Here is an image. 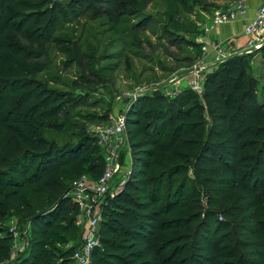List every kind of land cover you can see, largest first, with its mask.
<instances>
[{
	"label": "trees",
	"instance_id": "obj_1",
	"mask_svg": "<svg viewBox=\"0 0 264 264\" xmlns=\"http://www.w3.org/2000/svg\"><path fill=\"white\" fill-rule=\"evenodd\" d=\"M112 1L0 0V202L33 226L29 250L11 260L15 238L0 225V264L74 262L82 229L71 185L99 180L106 159L94 135L65 145L45 138L54 118L87 97L34 77L45 70L40 48L69 13L104 14ZM126 128L132 167L102 206L91 264H264V99L244 57L209 72L202 96H140ZM35 194L47 196L45 209ZM58 233L80 243L50 263L46 247Z\"/></svg>",
	"mask_w": 264,
	"mask_h": 264
},
{
	"label": "rangeland",
	"instance_id": "obj_2",
	"mask_svg": "<svg viewBox=\"0 0 264 264\" xmlns=\"http://www.w3.org/2000/svg\"><path fill=\"white\" fill-rule=\"evenodd\" d=\"M238 1L113 0L104 14L86 8L69 13L59 25L54 41L40 48V62L45 70L34 79L52 91L85 96L87 102L79 107L67 106L69 114L54 118L45 138L65 145L77 142L87 133L99 140L100 132L118 117L126 116L140 96L162 93L173 98L192 90L189 72L206 59L198 41L204 35L203 24L213 11L233 9ZM239 56L249 64L264 99V51ZM114 143L119 151L120 170L112 186L119 189L132 167V149L127 132L122 141ZM201 201L205 204L203 197ZM32 202L40 210L48 205L44 194H35ZM0 225L18 233L11 260L25 254L33 238L30 220L12 213L0 202ZM48 243L46 249L52 255L48 261L54 263L61 252L79 245L80 236L58 233Z\"/></svg>",
	"mask_w": 264,
	"mask_h": 264
},
{
	"label": "built area",
	"instance_id": "obj_3",
	"mask_svg": "<svg viewBox=\"0 0 264 264\" xmlns=\"http://www.w3.org/2000/svg\"><path fill=\"white\" fill-rule=\"evenodd\" d=\"M250 0H239L233 9H217L213 11L202 26L205 34L217 27L245 18L249 10ZM247 40L244 45L237 48H223L216 45L212 59L200 61L190 70V85L193 91L202 96L206 75L227 59L241 54L253 53L264 47V0H260L256 15L245 27ZM209 50L205 45L203 52ZM126 116L118 117L113 125L104 128L99 135V144L106 151V171L99 180L92 181L84 176L75 180L71 185L70 198L80 210L77 224L82 229L80 245L73 254L75 264H91L94 249L100 244V224L102 206L108 195L113 196L118 190L112 186L114 176L120 170V157L117 144L126 134ZM15 238L18 236L15 229H11Z\"/></svg>",
	"mask_w": 264,
	"mask_h": 264
},
{
	"label": "crops",
	"instance_id": "obj_4",
	"mask_svg": "<svg viewBox=\"0 0 264 264\" xmlns=\"http://www.w3.org/2000/svg\"><path fill=\"white\" fill-rule=\"evenodd\" d=\"M260 4V0H250L249 10L245 18H240L234 22L221 25L205 34L198 39L199 44H201V49L207 45L209 50L206 54H203L207 60L212 59L215 52L213 48L219 45L223 48H237L245 44L247 37L245 35L246 24L255 17L257 8Z\"/></svg>",
	"mask_w": 264,
	"mask_h": 264
}]
</instances>
